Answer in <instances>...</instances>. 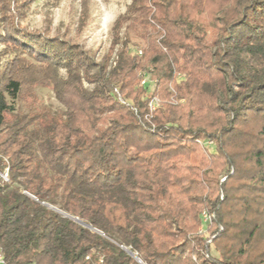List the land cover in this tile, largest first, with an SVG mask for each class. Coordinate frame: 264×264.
I'll return each mask as SVG.
<instances>
[{
    "label": "trees",
    "instance_id": "16d2710c",
    "mask_svg": "<svg viewBox=\"0 0 264 264\" xmlns=\"http://www.w3.org/2000/svg\"><path fill=\"white\" fill-rule=\"evenodd\" d=\"M229 1L212 37L184 2H153L167 50L152 43L147 63L159 81L189 76L179 91L187 109L166 106L154 119L147 104L132 110L113 95L114 85L128 95L136 59L122 51L109 70L108 56L22 28L10 13L25 0H0L2 41L12 46L0 64V174L9 171L0 248L9 264H264V0ZM20 55L45 67L65 120L17 112L25 84L42 74L27 80L35 68ZM199 139L216 141L211 161ZM208 163L216 177L201 172ZM205 210L216 215L219 257L196 235Z\"/></svg>",
    "mask_w": 264,
    "mask_h": 264
},
{
    "label": "rangeland",
    "instance_id": "374dc122",
    "mask_svg": "<svg viewBox=\"0 0 264 264\" xmlns=\"http://www.w3.org/2000/svg\"><path fill=\"white\" fill-rule=\"evenodd\" d=\"M154 1L143 0L137 6L139 7L137 10L130 11L133 0H25V3L19 8L20 11L14 9L13 5L10 14L16 17L22 28L51 37H62L67 41L76 43L85 51H90L91 54L95 55L97 61L103 56H108L109 70L116 66L122 51L130 59H136L138 62L130 65V68L133 67L132 73L135 74V77H131L132 87L127 91L128 95L123 93L119 85L113 86V95L118 103L129 106L132 110L137 107L136 100L140 104H147L149 99L159 98L161 105L153 113L155 119L157 114H160L159 111L162 112L166 106L180 107L181 109L187 107L189 99L183 92H180L182 94L180 95L179 91H182L189 76L187 72L181 70L175 74L172 81H159L155 77L154 68L149 66V62L147 63L152 55V43L156 44L163 52L167 50L163 44L167 38V32L156 24L152 17L158 13V9L153 4ZM178 1L187 5L191 17L200 20V23L206 27L209 37L214 34L211 26L217 22L216 18H219L220 14L232 7L229 0ZM120 18L119 25L115 27L116 21ZM0 36H2L0 37V64H4L12 55L10 53L12 46L2 41L5 35L1 23ZM19 57L24 58L27 65L33 61L24 55ZM140 60L142 61L139 63ZM32 66L35 69L25 73L28 76L27 80L33 78L31 72L42 74L38 75L39 82L27 81L25 84L21 100L15 105L17 112L23 116L41 114L48 120L54 117L65 120L69 110L62 104L53 90V86L45 82L43 78V73H46L45 67L36 63L35 66L34 64ZM62 75L65 76V73L62 72ZM144 80L147 82L145 85L143 84ZM83 86L86 90H93L95 87L85 80H83ZM191 119L192 111H187L185 117L187 128L194 125ZM152 127L155 128V125L152 124ZM5 133L6 130L0 136ZM197 144L208 161L217 156L215 140L199 139ZM207 167L209 168L211 165L209 166L208 163L201 172L211 176V178L216 177V174L220 172V169L211 168L209 170ZM8 173L9 171L6 170L4 174H0L2 182L7 183L9 181ZM227 174L226 170L221 171L219 175L220 184L224 183ZM219 194L220 197H223L221 191ZM213 214L215 215V213ZM65 216L67 217V215ZM201 229L202 224L199 226L196 235L207 241L213 239L211 231L202 235L200 234ZM208 246L210 247L209 257H219L220 253L214 243L211 242ZM261 251H264V242L260 243L257 254ZM192 258L195 260L196 255H192Z\"/></svg>",
    "mask_w": 264,
    "mask_h": 264
},
{
    "label": "built area",
    "instance_id": "2783aa9c",
    "mask_svg": "<svg viewBox=\"0 0 264 264\" xmlns=\"http://www.w3.org/2000/svg\"><path fill=\"white\" fill-rule=\"evenodd\" d=\"M146 83H147L146 80H144L143 84L145 85ZM160 105H161V101L159 98L155 97V98L149 99L147 102V107H148V111H149L147 118H151L153 116V113H155L157 111V109L160 107ZM135 112H137V111H135ZM214 217H215V215L210 214L207 210L202 212V214H201L202 229L200 230V234L203 235L209 231V228L211 227V225L213 223ZM211 240L208 241V244L212 242ZM0 264H9L6 261L5 256H4L1 248H0Z\"/></svg>",
    "mask_w": 264,
    "mask_h": 264
},
{
    "label": "water",
    "instance_id": "95a60500",
    "mask_svg": "<svg viewBox=\"0 0 264 264\" xmlns=\"http://www.w3.org/2000/svg\"><path fill=\"white\" fill-rule=\"evenodd\" d=\"M80 223L83 224V225H85V224L82 223V222H80ZM130 254H131L134 258H136V255H135L134 253H131V252H130ZM138 262L142 264V262H141L140 260H138Z\"/></svg>",
    "mask_w": 264,
    "mask_h": 264
}]
</instances>
